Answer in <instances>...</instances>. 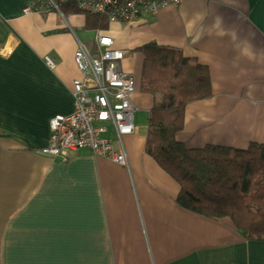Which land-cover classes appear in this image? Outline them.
Wrapping results in <instances>:
<instances>
[{"label":"crops","instance_id":"obj_1","mask_svg":"<svg viewBox=\"0 0 264 264\" xmlns=\"http://www.w3.org/2000/svg\"><path fill=\"white\" fill-rule=\"evenodd\" d=\"M62 12L47 0H0V264H264V242L180 205V185L146 151L147 125L123 138L128 166L88 149L67 161L41 152L50 119L74 109L75 36L96 53L87 16ZM107 29L140 84L137 49L149 44L209 69L213 96L187 106L179 142L264 145V0H183ZM141 93L149 115L154 98Z\"/></svg>","mask_w":264,"mask_h":264},{"label":"trees","instance_id":"obj_2","mask_svg":"<svg viewBox=\"0 0 264 264\" xmlns=\"http://www.w3.org/2000/svg\"><path fill=\"white\" fill-rule=\"evenodd\" d=\"M60 7L80 13L74 4ZM85 15L87 29L109 27L107 18ZM137 51L145 56L142 92L154 98L146 151L180 185V205L208 218L228 217L249 240L264 242V145L190 149L179 142L187 106L213 96L210 71L176 48L149 44Z\"/></svg>","mask_w":264,"mask_h":264},{"label":"built area","instance_id":"obj_3","mask_svg":"<svg viewBox=\"0 0 264 264\" xmlns=\"http://www.w3.org/2000/svg\"><path fill=\"white\" fill-rule=\"evenodd\" d=\"M183 0H47L50 10L60 11L64 4H74L83 14L108 19L131 29L143 23V14H158L162 9L179 6ZM32 3L25 11L31 12ZM77 40L74 62L80 77L73 80L74 109L50 119L48 144L43 154L69 159L70 151L90 150L95 157L128 166L123 138L136 132V104L141 84L134 71L125 69L128 51L116 47L110 29L95 31L94 49ZM48 64L53 63L48 59ZM142 94V93H141ZM119 141L116 147L113 138Z\"/></svg>","mask_w":264,"mask_h":264},{"label":"rangeland","instance_id":"obj_4","mask_svg":"<svg viewBox=\"0 0 264 264\" xmlns=\"http://www.w3.org/2000/svg\"><path fill=\"white\" fill-rule=\"evenodd\" d=\"M90 46L93 48L94 47V44H91ZM131 55H133V53ZM135 122L138 125H144V126L147 125L148 126V113L146 111H144V110L138 111L135 114Z\"/></svg>","mask_w":264,"mask_h":264}]
</instances>
